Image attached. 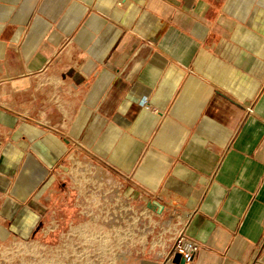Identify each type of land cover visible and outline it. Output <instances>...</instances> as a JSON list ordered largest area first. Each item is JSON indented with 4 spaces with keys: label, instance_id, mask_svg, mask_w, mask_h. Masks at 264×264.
I'll use <instances>...</instances> for the list:
<instances>
[{
    "label": "crops",
    "instance_id": "1",
    "mask_svg": "<svg viewBox=\"0 0 264 264\" xmlns=\"http://www.w3.org/2000/svg\"><path fill=\"white\" fill-rule=\"evenodd\" d=\"M81 159L198 242L164 264H264V0H0V243Z\"/></svg>",
    "mask_w": 264,
    "mask_h": 264
},
{
    "label": "rangeland",
    "instance_id": "2",
    "mask_svg": "<svg viewBox=\"0 0 264 264\" xmlns=\"http://www.w3.org/2000/svg\"><path fill=\"white\" fill-rule=\"evenodd\" d=\"M67 183L26 239L0 243V264L167 261L173 248V218L166 212L152 215L126 195L120 181L90 160L77 161Z\"/></svg>",
    "mask_w": 264,
    "mask_h": 264
},
{
    "label": "built area",
    "instance_id": "3",
    "mask_svg": "<svg viewBox=\"0 0 264 264\" xmlns=\"http://www.w3.org/2000/svg\"><path fill=\"white\" fill-rule=\"evenodd\" d=\"M140 104L143 107L146 108L149 107L146 99H142L140 101ZM263 225H264V220H263ZM259 248L261 250L264 249V234L260 241ZM197 249H198V242L195 239L188 238L185 235L181 234L176 239V242L173 244V248L171 249L170 255L174 256L175 254H179L184 263H189L193 260ZM257 259L261 260L260 257H258Z\"/></svg>",
    "mask_w": 264,
    "mask_h": 264
}]
</instances>
